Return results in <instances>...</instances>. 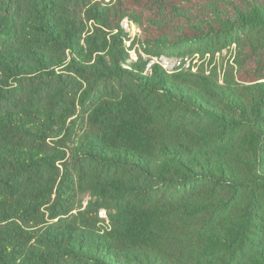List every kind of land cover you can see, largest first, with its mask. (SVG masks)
Returning <instances> with one entry per match:
<instances>
[{
    "label": "trees",
    "instance_id": "1",
    "mask_svg": "<svg viewBox=\"0 0 264 264\" xmlns=\"http://www.w3.org/2000/svg\"><path fill=\"white\" fill-rule=\"evenodd\" d=\"M0 264H264V0H0Z\"/></svg>",
    "mask_w": 264,
    "mask_h": 264
},
{
    "label": "built area",
    "instance_id": "2",
    "mask_svg": "<svg viewBox=\"0 0 264 264\" xmlns=\"http://www.w3.org/2000/svg\"><path fill=\"white\" fill-rule=\"evenodd\" d=\"M120 26L127 33L128 40L126 41L127 46L130 44V40L134 38L135 31L138 29L136 25L128 18L122 19ZM129 52L131 60L135 61L138 56L135 54V50L132 49ZM141 58L144 61V74L149 75L152 73V69L157 66L161 68L165 73L171 74L177 71H198V62L193 56H168V55H148L140 52ZM208 72H205L207 74ZM99 216L106 218V212L104 209H100L98 212Z\"/></svg>",
    "mask_w": 264,
    "mask_h": 264
},
{
    "label": "rangeland",
    "instance_id": "3",
    "mask_svg": "<svg viewBox=\"0 0 264 264\" xmlns=\"http://www.w3.org/2000/svg\"><path fill=\"white\" fill-rule=\"evenodd\" d=\"M136 28L138 29L137 25ZM138 33L139 31L136 30L135 36ZM133 39L130 40L129 46H127V44L126 46L128 47V51L134 49L136 56H138L140 53L136 52L135 46H131V41ZM168 56H193V58L196 59V62L199 63L198 71H203L204 73L208 72L207 74L213 75V77L219 83H221L225 78L227 70H229L231 67L234 68L235 66V61L238 56V48L236 43H231L226 47L216 51L194 52L192 54H184V55L172 54Z\"/></svg>",
    "mask_w": 264,
    "mask_h": 264
}]
</instances>
